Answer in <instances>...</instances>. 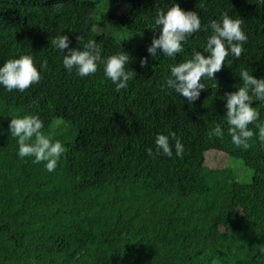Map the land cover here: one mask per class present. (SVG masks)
I'll list each match as a JSON object with an SVG mask.
<instances>
[{"label":"trees","instance_id":"obj_1","mask_svg":"<svg viewBox=\"0 0 264 264\" xmlns=\"http://www.w3.org/2000/svg\"><path fill=\"white\" fill-rule=\"evenodd\" d=\"M116 2L110 16L137 41L96 32L93 0H0V63L20 54L37 66L47 61L40 82L24 92L0 87V264H264V144L253 137L247 150L237 148L226 126L223 138L208 135L226 111L222 97L242 83L238 73L264 76V5L176 0L198 11L202 25L222 13L240 18L248 36L239 59L228 57L217 82L206 80L189 105L161 85L170 65L202 50L203 28L174 59L153 58L154 17L171 0ZM58 33L68 34L72 47L82 48L76 37L83 36L105 55L127 51L137 73L128 89L117 92L102 68L83 78L64 69L51 44ZM253 106L264 122V104ZM23 114H38L45 134L65 145L55 171L17 155L8 124ZM168 132L181 139L183 156H149L155 135ZM211 148L240 158L250 179L204 165Z\"/></svg>","mask_w":264,"mask_h":264},{"label":"clouds","instance_id":"obj_2","mask_svg":"<svg viewBox=\"0 0 264 264\" xmlns=\"http://www.w3.org/2000/svg\"><path fill=\"white\" fill-rule=\"evenodd\" d=\"M249 2H254L258 6L264 5V0ZM242 24V19L222 13L218 18L210 19L207 24L202 25L198 11L185 10L176 0H171L166 9L157 10L152 28L158 31V35L152 36L147 48L148 54L153 58L162 54L174 59L177 54L184 51V44L191 35L199 33L202 28L206 33L202 50L193 48L190 58L170 65V73L163 75L161 89L174 91L180 97H184L189 105L198 100L208 85L205 83L206 80L217 82L216 73L221 70L226 59L230 56L239 59L244 52L248 36ZM76 39L82 48L72 47L68 34L58 33L51 40L52 46L62 55L64 69L70 73L75 71L76 75L83 78L93 76L102 68L104 76L115 85L117 92L128 89L129 81L133 80L137 73L128 67L133 57L127 51L119 50L105 55L96 39L90 38L86 42L83 36H77ZM139 63L142 68H147L148 57H140ZM46 68V60L37 66L30 54L13 56L0 63V87L8 92L13 90L24 92L40 82L41 73ZM253 71L244 68L238 73L242 83L239 86L234 85L236 90L224 94L222 99L225 101L226 111L223 119L216 122L208 133L210 137L223 138L226 126L231 143L244 150L251 147L250 141L253 137L264 144V122L260 119V112L253 106L254 101L264 104V76L258 78L253 75ZM252 124H255V131L249 127ZM44 128V121L38 114L11 116L8 124L9 134L17 144V155L20 158H33L32 162L35 164L43 162L47 171L53 172L66 148L60 140H54L51 135H46ZM154 144L155 153L152 147L146 149L149 156L155 154L172 157L175 153L176 156L182 157L185 151L184 144L175 132L157 133ZM206 156L204 152V165ZM237 159L241 160L238 157ZM225 164L226 156L222 167H215L212 164H208L211 167H207L229 170ZM258 175L255 173L254 177ZM260 252L264 254V248L260 249Z\"/></svg>","mask_w":264,"mask_h":264},{"label":"rangeland","instance_id":"obj_3","mask_svg":"<svg viewBox=\"0 0 264 264\" xmlns=\"http://www.w3.org/2000/svg\"><path fill=\"white\" fill-rule=\"evenodd\" d=\"M97 3L98 7V21L99 25L95 28L96 32H107L112 36L116 37L119 41H132L138 40L133 33H131L128 29L123 28L120 25L115 16H110L109 12L111 10V4H118L116 0H93ZM117 14L113 12L112 15ZM215 152V153H210ZM220 154H218V153ZM223 154V155H222ZM206 162L205 165L208 167V164H212L215 167H222L225 162L226 156V164L225 166L232 169L234 173L237 175L239 181L244 182L251 177V169L247 168L243 162L235 157H230L226 153L222 151H218L216 149H209L205 151ZM257 178V177H256ZM260 178H262L260 176ZM259 180V178H258Z\"/></svg>","mask_w":264,"mask_h":264}]
</instances>
